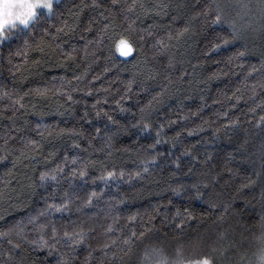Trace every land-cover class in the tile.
Returning a JSON list of instances; mask_svg holds the SVG:
<instances>
[{
	"label": "trees",
	"instance_id": "trees-1",
	"mask_svg": "<svg viewBox=\"0 0 264 264\" xmlns=\"http://www.w3.org/2000/svg\"><path fill=\"white\" fill-rule=\"evenodd\" d=\"M133 2L137 7L129 9ZM216 3L224 5L221 24L212 23ZM259 5L260 0H60L30 27L0 41V231L22 219L27 225V217L43 206L45 188L58 189V199L66 190L72 203L56 215L61 236L64 230L87 231L80 244L60 239L57 248L68 264H178L181 257L204 255L213 264H258L264 247ZM121 36L134 45L129 57L116 50ZM67 52L73 57L66 58ZM37 89L48 94L40 97ZM117 100L131 111L121 112ZM104 110L120 124L109 122ZM142 114L152 124L148 132L137 123ZM160 125L161 142L152 148ZM66 156L80 159L73 163ZM146 160L147 174L137 177ZM81 162L88 164L84 179L72 176ZM57 166L65 171L57 173ZM112 169L117 176L105 188L100 177ZM42 171L57 180L41 185ZM93 189L103 192L87 205ZM132 232L134 242L126 243ZM25 234L37 238L34 231ZM11 240L30 247L15 231L0 237V264H18L21 250ZM24 256L34 264H56L59 258L34 247Z\"/></svg>",
	"mask_w": 264,
	"mask_h": 264
},
{
	"label": "snow or ice",
	"instance_id": "snow-or-ice-1",
	"mask_svg": "<svg viewBox=\"0 0 264 264\" xmlns=\"http://www.w3.org/2000/svg\"><path fill=\"white\" fill-rule=\"evenodd\" d=\"M54 7L53 0H0V41L4 40V37L8 35V32L6 31V14L9 17L8 23H11L15 25L17 23V20L14 17H21L24 15H27V19H20L19 23L23 25H27V27H30L32 25V22L37 20L39 18V10L40 9H48L51 11ZM137 7L136 3L133 2L129 5V9H135ZM215 16L212 20L213 24H221L225 21V13H224V5L220 3L215 4ZM247 7V6H245ZM260 11H261V17L264 18V0H260L259 5ZM146 11H152V9H147ZM229 23L232 26V31L234 35H238V30L236 28V21L231 20ZM107 27V26H106ZM187 29H184L182 31H186ZM44 31H47L44 29ZM27 43V42H26ZM158 43H163V41H158ZM222 43H228L227 39L222 40ZM219 44H213V48H218ZM39 48L40 46L37 45ZM116 50L121 53L123 56L128 57L130 56L134 51V45L125 37L121 36V38L116 42ZM43 51V49H40ZM73 52H67L66 58H72ZM170 63H172V60L170 59ZM255 70V69H253ZM151 78V77H149ZM37 95L40 97L46 96L48 94L47 89H37L36 90ZM6 94V93H5ZM157 95H162L161 93H158ZM128 99H131V97H127ZM68 99L71 101L72 96L69 95ZM155 99V97H154ZM100 102L97 101L94 107H96ZM116 104L120 105L119 110L121 112L125 111H131V109L125 107L121 104L120 100L115 101ZM149 105H151V101L149 102ZM141 113L144 112V109L142 108ZM97 116L101 115L100 111L96 112ZM104 115L107 118L109 122H111L113 125L120 124L119 121H116L113 116L107 114V110H104ZM138 124L143 125L142 131L148 132L152 128V124L148 122L147 118L142 114L140 117V121L137 122ZM231 123V122H230ZM260 123L264 125V116L260 118ZM123 127V125H121ZM41 125H37V128H40ZM163 129V125H160L156 130V136L157 139L153 145H150V147L154 148L155 144L160 143V132ZM62 131H67L72 134H77L75 129H65ZM95 132L97 135H100L101 129L95 128ZM105 137L110 141L111 136H109L107 133L104 134ZM29 143L32 146L37 145V141L31 140ZM89 144H91V141H88ZM74 146L80 147L77 141H73ZM110 146V145H109ZM5 159L4 156H0V160ZM71 159L73 163H76L80 158L78 156H72V157H65V160ZM155 160V157L152 158ZM177 165L179 164V161L176 162ZM149 161H144L145 167H143L142 171H138L135 173L137 177H142L143 175L147 174ZM65 171L64 168H61L60 166H57V173H63ZM124 172L121 171L119 173V176H124ZM79 175L82 179L86 178L88 175V164L81 162L80 167L73 168L72 169V176L75 177ZM117 173L115 169H112L110 171H107L104 175L100 177L102 181H104L105 188L108 186V184L112 181V179L116 178ZM49 180L55 182L57 180V175L55 173L49 172V171H42L39 173V183L41 185H47ZM96 178L93 177V182H95ZM253 181H249V183H252ZM243 187V186H242ZM58 189H54L53 192H48L47 188H45L46 195L42 197L43 200V206L36 212L35 215H30L27 217V225H32L31 228H28L25 224L24 220L17 221L13 225H11L6 231H0V237H6L10 235L12 232H16V234L23 240L26 241L29 244V248H23L22 244L17 243L15 240H11L10 243L12 244L13 248L20 249V255L18 264H34L31 260H26L24 254L27 253L31 248H46L50 252L55 251L58 255V259L56 261V264H68V257L65 255L64 252H61L57 245L60 242V239L70 240L73 245L82 243L87 235V231L84 228H79L73 231L64 230L63 234L61 236V230L57 227V220L56 215L58 213H63L65 211L70 210V206L72 203V197L69 194L68 191L63 192V196L61 198H57L54 195V192ZM177 191H180L178 188ZM103 192V189H101V193ZM101 193H97L95 189H93L89 194L87 199L84 201L85 204L91 205L93 202V199L100 195ZM197 195H201V193H197ZM4 199L3 192H0V200ZM130 220H134L135 216H129ZM34 231L37 233V238L29 240L28 236L25 234L26 232ZM145 233L141 232L140 237H143ZM136 237V233L132 232L131 235L127 238L126 243H133V238ZM147 254V253H146ZM115 255V254H114ZM9 256H12V253H9ZM166 264V260H165ZM178 264H213V260L208 256L204 255L201 259H185L181 257V260L178 262ZM258 264H264V247L260 249L259 252V259Z\"/></svg>",
	"mask_w": 264,
	"mask_h": 264
},
{
	"label": "clouds",
	"instance_id": "clouds-1",
	"mask_svg": "<svg viewBox=\"0 0 264 264\" xmlns=\"http://www.w3.org/2000/svg\"><path fill=\"white\" fill-rule=\"evenodd\" d=\"M14 18L17 20V23H16L15 25H13V24H11V23H8L7 21H8V19H9V17H8L7 14H6V31L8 32V35L5 36L4 39H9V38H10V33H11L13 30H15V29H17V28H19V27H21V26L27 27V25H23V24H20V23H19V20H20V19H27V15H24V16H21V17H14Z\"/></svg>",
	"mask_w": 264,
	"mask_h": 264
},
{
	"label": "rangeland",
	"instance_id": "rangeland-1",
	"mask_svg": "<svg viewBox=\"0 0 264 264\" xmlns=\"http://www.w3.org/2000/svg\"><path fill=\"white\" fill-rule=\"evenodd\" d=\"M60 0H53V3H54V5L56 4V3H58ZM41 12H50L48 9H40L39 10V14L41 13ZM21 27H24V26H21ZM20 28V27H19ZM119 53V52H118ZM119 55H121L122 57H125V56H123L121 53H119ZM131 56V55H130ZM129 57V56H128Z\"/></svg>",
	"mask_w": 264,
	"mask_h": 264
}]
</instances>
